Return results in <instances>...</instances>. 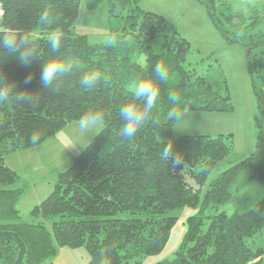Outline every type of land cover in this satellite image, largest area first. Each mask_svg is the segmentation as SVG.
Listing matches in <instances>:
<instances>
[{
  "label": "trees",
  "instance_id": "1",
  "mask_svg": "<svg viewBox=\"0 0 264 264\" xmlns=\"http://www.w3.org/2000/svg\"><path fill=\"white\" fill-rule=\"evenodd\" d=\"M81 1L0 0L4 11L0 33L30 32L40 53L27 66L18 56L0 54V75L5 82L15 84L19 91L39 92L36 106L0 103V264H43L56 256L58 247H85L91 256L89 264H142L167 245L176 223V218L168 217L171 211L201 204L202 214L208 207L225 204L247 168L253 169V177L264 185V115L256 119V154L208 184L210 174L234 149L233 135L176 137V120L167 119V114L173 107L181 112L233 111L227 84H213L187 70L190 43L165 17L140 9L138 0H110V14L123 20V33L117 34L110 47L89 44L74 32ZM102 1L91 0V6ZM206 2L222 36L234 42V32L227 27L236 26L239 13L228 4ZM45 12L52 22L41 25L38 21ZM253 22V28L243 31L248 39L253 89L264 111V37L253 34L259 23ZM56 29L63 32V58L78 65L60 78L58 94L42 89L40 83L43 65L58 55L48 44ZM157 62L169 71L166 83L155 80ZM90 69L99 70L107 83L92 90L81 88L79 79ZM29 75L32 79L26 84ZM146 79L160 87L153 111L160 123H149L131 141L124 140L119 135L122 121L118 109L133 101V86ZM170 92L179 94V105L169 102ZM89 109L106 113L104 128L70 169L60 174L54 192L33 211L45 219L57 218L53 236L43 224H21L12 205L20 194L11 189L17 174L5 165L3 155L42 144L79 121ZM34 132L40 136L35 145L29 140ZM168 144H173L174 153L183 154L189 167L173 169L161 158ZM187 225L175 259L158 264H262L264 247L252 246L264 230V198L245 213L192 217Z\"/></svg>",
  "mask_w": 264,
  "mask_h": 264
},
{
  "label": "rangeland",
  "instance_id": "2",
  "mask_svg": "<svg viewBox=\"0 0 264 264\" xmlns=\"http://www.w3.org/2000/svg\"><path fill=\"white\" fill-rule=\"evenodd\" d=\"M213 1L217 6L230 5L241 16L235 21V27H227L234 32L231 35L234 42H228L222 36L211 18L206 0H138L140 9L165 17L175 26L179 36L190 43L191 51L185 64L187 70H193L196 77L205 76L213 84L225 86L226 83L228 86L233 111H187L173 126L176 137L233 135L234 149L210 174L208 184L231 166L256 154L259 136L256 119L264 115L253 89L246 49L248 39L243 31L255 20L259 23L255 22L253 34L264 37V0ZM112 3L104 0L92 7L91 0H82L75 34L84 37L89 44L106 45L104 41L123 33V20L110 14ZM103 128L104 125L81 131L78 121L72 122L36 147L3 155L5 165L17 174L11 189L19 190L20 194L12 205L19 214L21 224H43L53 236V221L57 218L45 219L35 216L33 211L54 192L60 174L70 169ZM254 174L251 168L242 171L231 191L230 200L217 208L208 207L201 214L199 204L171 211L168 217L176 218V223L167 245L160 254L145 258L142 264L174 260L185 239L188 220L192 217L213 216L221 212L232 216L251 210L264 198V185L253 177ZM257 247H264V230L252 246L253 249ZM90 261L91 256L85 247H58L56 256L43 264H89Z\"/></svg>",
  "mask_w": 264,
  "mask_h": 264
},
{
  "label": "clouds",
  "instance_id": "3",
  "mask_svg": "<svg viewBox=\"0 0 264 264\" xmlns=\"http://www.w3.org/2000/svg\"><path fill=\"white\" fill-rule=\"evenodd\" d=\"M51 22L47 12L38 21L41 25L50 24ZM62 40L63 32L60 29L52 31L49 35L48 44L51 52L58 53V55L52 56L46 61L40 75L42 89H49L56 94L60 92V78L78 67L73 61L63 58L61 52ZM104 43L109 47L113 46L116 43V37L112 36ZM0 54L7 55L10 58L18 56L24 66L29 65L40 56L32 34L20 31L0 33ZM153 74L155 80L160 83H166L169 79V71L162 62H157L153 69ZM31 79L32 76L29 75L25 79V83H30ZM101 83H107V78L102 76L97 69H90L84 72L79 79V86L85 90H92ZM38 93L19 91L15 84L5 82L3 76L0 75V103L36 106L39 102ZM159 99L160 87L154 80H141L133 86V101L122 105L118 109V114L122 121L119 135L122 139L131 141L145 125L149 123L158 125L160 123L158 118L153 117V111ZM168 99L173 105H179L181 102L179 94L175 92H170ZM186 114L187 110L181 112L179 108L173 107L169 110L167 119L179 121ZM105 117L106 113L103 110L89 109L78 121L79 128L81 131H90L94 128L102 127L105 123ZM29 140L31 144L35 145L40 140V136L34 132ZM161 158L166 162H170L173 169L180 167L183 171L189 167V164L184 160L183 154L174 153L173 144H168L164 147Z\"/></svg>",
  "mask_w": 264,
  "mask_h": 264
},
{
  "label": "built area",
  "instance_id": "4",
  "mask_svg": "<svg viewBox=\"0 0 264 264\" xmlns=\"http://www.w3.org/2000/svg\"><path fill=\"white\" fill-rule=\"evenodd\" d=\"M4 16V11L3 9L0 7V18H2Z\"/></svg>",
  "mask_w": 264,
  "mask_h": 264
},
{
  "label": "water",
  "instance_id": "5",
  "mask_svg": "<svg viewBox=\"0 0 264 264\" xmlns=\"http://www.w3.org/2000/svg\"><path fill=\"white\" fill-rule=\"evenodd\" d=\"M249 53V52H248Z\"/></svg>",
  "mask_w": 264,
  "mask_h": 264
}]
</instances>
